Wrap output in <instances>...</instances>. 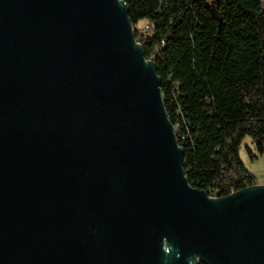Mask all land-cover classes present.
<instances>
[{
  "label": "water",
  "instance_id": "1",
  "mask_svg": "<svg viewBox=\"0 0 264 264\" xmlns=\"http://www.w3.org/2000/svg\"><path fill=\"white\" fill-rule=\"evenodd\" d=\"M155 67L123 0H0V264H264V183L189 184Z\"/></svg>",
  "mask_w": 264,
  "mask_h": 264
},
{
  "label": "trees",
  "instance_id": "2",
  "mask_svg": "<svg viewBox=\"0 0 264 264\" xmlns=\"http://www.w3.org/2000/svg\"><path fill=\"white\" fill-rule=\"evenodd\" d=\"M123 1L161 78L189 184L218 197L257 184L238 148L250 136L264 152V0Z\"/></svg>",
  "mask_w": 264,
  "mask_h": 264
},
{
  "label": "rangeland",
  "instance_id": "3",
  "mask_svg": "<svg viewBox=\"0 0 264 264\" xmlns=\"http://www.w3.org/2000/svg\"><path fill=\"white\" fill-rule=\"evenodd\" d=\"M143 24L144 22H140L137 25L140 32H143ZM238 155L244 167L256 177L257 184L264 183V152L260 153L257 150L250 136H244L242 138L238 148Z\"/></svg>",
  "mask_w": 264,
  "mask_h": 264
},
{
  "label": "built area",
  "instance_id": "4",
  "mask_svg": "<svg viewBox=\"0 0 264 264\" xmlns=\"http://www.w3.org/2000/svg\"><path fill=\"white\" fill-rule=\"evenodd\" d=\"M132 28H133V30H134V26L132 25ZM151 30V28H150V26H149V24L148 23H144L143 24V26H142V31L143 32H145V33H147V32H149ZM138 41V40H137ZM139 42V41H138ZM140 43V42H139ZM174 127V126H173ZM175 131V130H174ZM236 190H235V188L234 187H231L230 188V193H232V192H235Z\"/></svg>",
  "mask_w": 264,
  "mask_h": 264
}]
</instances>
